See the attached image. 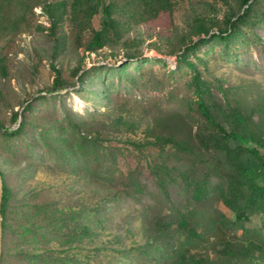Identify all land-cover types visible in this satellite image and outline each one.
<instances>
[{"label": "rangeland", "instance_id": "374dc122", "mask_svg": "<svg viewBox=\"0 0 264 264\" xmlns=\"http://www.w3.org/2000/svg\"><path fill=\"white\" fill-rule=\"evenodd\" d=\"M39 1L65 0H11L10 6L0 7V57L7 69V76L0 74V124L15 130L19 123V120L13 123L15 112L21 117L27 114L29 120L21 134L5 135L4 130L0 131V168L6 175L14 209L25 198L34 201V195L41 203L63 192L68 202L69 187L74 185L77 190L84 191L82 197L93 202L94 184L81 186L74 176L66 174L63 167L57 166L61 163L53 151L56 146L54 143L49 146L51 138L68 139L77 145L76 135L67 125V111L80 117L94 114L96 116L86 118L87 122L94 127L101 126L111 120L102 115V107L111 99L109 105L124 104L126 109H134L135 117L144 116L145 123L167 120L180 113L196 129L201 119L196 109L190 107L194 98L189 87L192 71L187 67L178 68L177 51L182 47L181 41L193 14L208 13L210 4L222 20L225 13L239 12L241 8L240 0H227V3L224 0H173L172 14L162 12L144 22L130 19L123 12L126 28L114 52L116 57H110V52L105 50L86 58L83 63L82 52L76 48L68 24L61 25L53 36L48 30L39 28L48 26ZM117 1L122 6L132 0ZM100 21L101 14L93 20L94 28H99ZM128 50L139 52L142 58L126 62L123 54ZM173 51L176 53L171 55ZM189 59L196 63L206 79L221 84L246 108L264 104V21L253 28H245L229 42L212 39ZM51 63L61 71L67 84L66 89L57 93L49 92L55 78ZM79 67L88 71L84 86L77 83L74 74ZM28 105L31 108L26 112ZM62 127L65 128L63 132ZM125 137L142 139L143 135L138 131L127 133ZM114 148L118 149L117 169L127 176L135 172L140 184L139 187L130 186L131 194L112 205L108 214L110 229L124 239L120 249L144 247L150 251L145 247L147 238L162 218L173 223L169 234L159 239L163 248L185 243L199 259L211 258L218 264H250L243 258L224 260L220 254L224 241L237 245L245 243L252 248L251 254L264 263V216L252 215L243 227L233 225L236 216L221 200L224 184L215 166V157L177 151L161 157L157 148L139 150L120 141L114 143ZM160 157L179 170L169 195L160 190L149 169V161H159ZM50 165L56 169L50 170ZM207 173H213L208 193L196 198L194 183L203 181ZM182 216L198 233V237L191 236L189 243L185 242L186 236L181 237L177 231ZM103 239L108 241L113 236L110 234ZM21 241L12 234L7 236L3 251L6 264H28L26 259L14 256L21 251ZM85 245L90 244L86 242ZM82 251L83 255L91 253V250ZM122 259L121 264H153L151 257L137 251ZM31 264L40 263L36 259ZM84 264H97V261L92 257Z\"/></svg>", "mask_w": 264, "mask_h": 264}, {"label": "trees", "instance_id": "16d2710c", "mask_svg": "<svg viewBox=\"0 0 264 264\" xmlns=\"http://www.w3.org/2000/svg\"><path fill=\"white\" fill-rule=\"evenodd\" d=\"M224 1L227 3V0ZM10 3L11 0H1L0 7L4 4L8 7ZM240 3L239 12L231 10L225 13L222 20L210 4L208 13L193 14L181 41L182 47L177 51L178 68L187 67L192 71L189 87L194 98L190 107L196 109L201 119L196 129L180 113L167 120L145 123L144 116H134V109H126L124 104L114 107L109 105L111 99L102 107L103 117L111 120L101 126L94 127L87 122L86 118L96 116L94 114L80 117L71 111L66 112L67 125L76 135L77 145L59 137L58 140L51 138L49 146L53 143L56 146L53 151L61 163L57 166L63 167L66 174L74 176L81 186L94 184L93 202L82 197L84 191L77 190L74 185L69 187L68 202L63 192L41 203L37 202L34 195V201L25 198L14 209L6 175L0 168L4 184L3 251L7 236L12 234L22 240L21 251L14 256L26 259L28 264L36 259L40 264H84L92 257L97 264H121L122 258L130 257L134 251L151 257L153 264H165L164 261L168 264L172 260L171 264H218L217 260L211 258H197L191 253V246L186 247L185 243L163 248L159 239L169 234L173 223L162 218L158 219L147 238L145 247L150 248V251L144 247L120 249L124 239L110 229L108 214L112 205L131 194L130 186L139 187L140 184L137 183L135 172L127 176L115 166L118 149L114 148V143L119 141L139 150L157 148L161 157H168L170 151L215 157V166L224 184L221 200L236 216L233 225L243 227L252 215L264 216V104L246 108L244 103L231 97L221 84H213L206 79L196 63L189 59L192 54L196 55L200 46L212 39L229 42L245 28H253L264 21V0H240ZM174 5L173 0H132L122 6L117 0L39 1L38 6L48 23L47 27L39 28L48 30L53 36L61 25L68 24L73 31L75 46L82 52L81 61L84 63L86 58L105 50L110 52V57H116L114 52L126 28L123 12L130 19L144 22L146 18L156 17L162 12L172 14ZM99 14L101 21L96 29L93 20ZM175 53L173 51L170 54ZM123 55L126 62L142 58V54L132 50L125 51ZM50 68L55 78L49 92L57 93L66 89L61 71L53 63ZM85 70V67H79L74 72L80 86H84L88 72ZM0 74L7 76L6 65L1 57ZM30 108L28 105L26 112ZM19 117V113L15 112L13 123H17ZM19 124L15 130L0 124V131L4 130L5 135L21 134L29 124L27 114H24ZM60 130L63 132L65 128ZM138 131L142 133V139L125 137L127 133ZM160 160H150L149 169L160 190L169 195L179 170L169 166L167 160ZM49 168L56 169L52 165ZM211 178L213 173H207L203 181L194 183L196 198L208 193ZM177 231L181 237L186 236L185 242L188 243L192 241L191 236L198 237L196 229L189 227V221L184 216ZM110 234L113 239L105 241L103 237ZM24 242L32 245L24 246ZM86 242L90 245L86 246ZM233 244L237 245L235 242H223L220 254L224 260L237 261L243 258L244 262L250 264H264L262 259L251 254L249 244H238L239 248ZM114 245L119 247L115 248ZM82 250H91V253L83 255ZM82 257L85 261H82ZM2 264H6L3 254Z\"/></svg>", "mask_w": 264, "mask_h": 264}, {"label": "water", "instance_id": "95a60500", "mask_svg": "<svg viewBox=\"0 0 264 264\" xmlns=\"http://www.w3.org/2000/svg\"><path fill=\"white\" fill-rule=\"evenodd\" d=\"M22 121V117L19 118V123ZM15 126V129L19 127L20 124ZM3 194H4V184L0 173V264H2V254H3V217H2V204H3Z\"/></svg>", "mask_w": 264, "mask_h": 264}]
</instances>
